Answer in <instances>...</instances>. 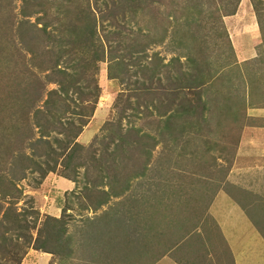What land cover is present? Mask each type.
I'll return each instance as SVG.
<instances>
[{"label": "rangeland", "instance_id": "obj_1", "mask_svg": "<svg viewBox=\"0 0 264 264\" xmlns=\"http://www.w3.org/2000/svg\"><path fill=\"white\" fill-rule=\"evenodd\" d=\"M227 19L248 21L255 40L230 37ZM67 20L100 37L93 77ZM28 95L38 96L29 107ZM263 109L264 0H0V264L225 259L224 245L207 250L199 233L214 223L209 202L230 195L242 126L264 124ZM73 133L66 162L60 146L64 157L35 154L44 149L36 138L57 149ZM19 153L40 165H14ZM61 178L69 186H55ZM49 214L64 227L57 254L33 249L12 223L36 220L34 237Z\"/></svg>", "mask_w": 264, "mask_h": 264}, {"label": "crops", "instance_id": "obj_2", "mask_svg": "<svg viewBox=\"0 0 264 264\" xmlns=\"http://www.w3.org/2000/svg\"><path fill=\"white\" fill-rule=\"evenodd\" d=\"M237 15L238 11L232 16L236 17ZM229 20L231 19L225 21V24L230 25V27L227 26L229 36L239 37L240 41H243L246 34H249L248 30H243V28L246 26L245 23L249 22L244 19V23ZM249 36L252 38L254 35L249 34ZM253 38L255 40V37ZM248 118L252 120L250 116ZM94 129L93 123L88 124L82 129L79 137L81 135L82 140H88ZM237 142L239 148H235L231 155L229 164L231 166L226 174L228 176L230 171L235 172V175L233 172L231 173V181L228 178L233 186L230 195L221 194L218 199H212V202H209L206 214L214 223L205 222L203 230L199 233L200 242L204 243L205 249L210 248L209 242L215 241L216 246L219 241L224 245L227 256L221 260L216 257V254L213 256L208 252L202 262L197 259L193 260L192 264H197V262L204 264H264V124L246 122L242 126ZM64 180L63 178L56 180L55 186H69L70 181ZM214 203L218 205L214 206ZM211 206H213V210L209 212ZM49 210L56 209L52 207ZM203 233L209 236L205 238ZM161 259L163 258L157 259L153 264H162L159 261ZM172 264L178 263L173 260Z\"/></svg>", "mask_w": 264, "mask_h": 264}, {"label": "trees", "instance_id": "obj_3", "mask_svg": "<svg viewBox=\"0 0 264 264\" xmlns=\"http://www.w3.org/2000/svg\"><path fill=\"white\" fill-rule=\"evenodd\" d=\"M83 15H85V14H83ZM81 18L84 19V21L88 19L86 17H81ZM66 23H67V25H69L70 30L74 33V35L76 37L77 45L78 44H82L84 46L85 50H87V52H88L87 53L85 51H82V55H84V58H82L81 64L79 65V67H82L84 71L85 70H89V75H91L93 77V75L97 71L96 63L98 61H100V60L105 58V57L103 58V55L100 56V54L97 52L98 49L96 48V40H100V37L97 35L95 28L91 29L90 26L88 27L87 22L84 23L78 31L76 30L77 26L74 24V22H72L70 20H67ZM43 29H45V25L43 26ZM120 42H122V41H120ZM117 46H120V44L117 45ZM101 47H102V45H101ZM135 47H137V46H135ZM143 48H146V47L143 46ZM63 52L68 53L66 50L63 51ZM60 56L61 55H57L54 65L51 66V67L46 68V70H53V69H55V66H59L57 64V61L59 60ZM111 59L115 60L116 64L119 63V58L118 57H117V59L115 57H110V60ZM122 59H123V57H122ZM56 71L64 73V70L62 68L56 69ZM57 84H58L59 90L60 89L62 90L61 92L67 91L68 87L66 88L63 85L62 81H59V83H57ZM71 84H72V90L73 89L76 90L78 88V85L76 84V80L73 81ZM71 84H69V86ZM37 90H38V86L36 88V91ZM32 91H35V90L32 89ZM52 91L55 92V90H52ZM9 93H10V91L8 92V94ZM36 96L34 97V99L33 98L31 99L29 97V95L28 96H23L24 98L21 99V104H23V105L27 104L28 105L29 103L32 102V100H35L38 97V96L37 97ZM5 99L7 100L6 101L7 105L10 107L12 105L10 103H12L13 100L9 99V95L7 97L5 96ZM46 101H47V99H45V102ZM29 106H30V104L28 105V107ZM21 111H20V113H22V114H24L26 112V110H23L22 112ZM12 112H14V114H16L17 117H20V113L18 115V113L16 111H11V114H12ZM77 118L80 119L81 117L78 115ZM81 125H83V123L81 124V121H80V124H79V126L77 127V129L75 130L74 133L77 134L80 131ZM74 133H73V135L71 137L63 139V141H64L63 143H60V144L56 143L57 144V149L52 147V145L49 144L48 142H45L44 139L36 138V143H39V144L40 143H42V144L44 143V145H42V146H44V149L40 153H38V154L35 153V154L37 156L42 154V155H45L46 157H48L49 155L58 154V155L64 157V154L60 153V149H62V151L67 150L66 158L64 159V161L65 160L67 161L69 159L68 158L69 155L72 154V152H71L72 150H70V147L65 148L66 146H64V145L66 143L68 145V142H70L72 140L73 136L76 135V134L74 135ZM0 137L3 138L2 135ZM58 146H60V149H58ZM28 156H30V155L19 153L18 156H16V155L13 154L11 156V158H12L11 159V163H13L15 165L19 161L20 158L23 157V158L27 159ZM27 160L30 161L33 165H40V163L36 159H33L31 157L29 159H27ZM47 165H51V164H47ZM48 168L50 169V167H48ZM109 196H110V194L107 197H109ZM105 199H107V198L105 197ZM105 199L103 198V199H100L99 202L97 201V205L104 204L105 201H106ZM35 222H36V220L34 222H32L30 226L27 225L26 221L19 222V220H14L12 223H14L13 224V226H15L14 229L15 228H18V229L22 228L23 230L27 231V238H28V242L30 244L29 246H31L33 249H39V250H42L43 252L55 254L57 252L56 249H55V247H57V242L60 240V236L64 232V227H63L62 221L59 218H57V217H53V216H50V215L45 216V218L41 222V225L36 228L34 237H32L31 233H30V228H35ZM49 238L53 239V245H48L47 244ZM120 258H123L122 255L120 256ZM193 258H196V257L194 256Z\"/></svg>", "mask_w": 264, "mask_h": 264}]
</instances>
